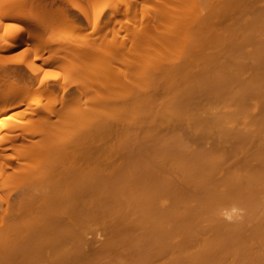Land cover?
<instances>
[{"label": "bare ground", "instance_id": "6f19581e", "mask_svg": "<svg viewBox=\"0 0 264 264\" xmlns=\"http://www.w3.org/2000/svg\"><path fill=\"white\" fill-rule=\"evenodd\" d=\"M68 1L0 0V264H264V0Z\"/></svg>", "mask_w": 264, "mask_h": 264}, {"label": "rangeland", "instance_id": "374dc122", "mask_svg": "<svg viewBox=\"0 0 264 264\" xmlns=\"http://www.w3.org/2000/svg\"><path fill=\"white\" fill-rule=\"evenodd\" d=\"M110 1L111 0H96V2H93V4L91 3V5H88L87 7H82V9H84V8H87L86 9V12L88 13L89 12V14L91 13V17L93 18V21H94V23L96 22V21H101L100 23H101V25L103 24V22L104 21H106L107 19H108V17H109V15L111 14V9H110V7H108L109 6V3H110ZM114 1V0H113ZM121 1H123V0H118V2H117V0H116V2H114V4L116 3V5L119 7V10H122L121 8H123V4H122V2ZM69 2V1H68ZM80 2H82L81 3V5L80 6H82L83 4H84V0L82 1V0H73V1H71V2H69L68 3V5H65L64 7H60V9H57L56 11H55V13H54V15L53 16H51V23L52 22H56V21H63V20H65L64 18H69V19H73L72 21L76 24V26L78 27V30L79 29H81V32H83V34H84V38L81 40V44H82V47L84 48V47H86V45L85 46H83L84 44H86L87 43V46H89L88 45V43L89 44H92L93 43V41H92V43H91V40L94 38L95 39V37L97 36V38H98V35H99V39H96V40H98V41H100V40H107L108 41V37H110L111 35H112V38L114 37L113 35H114V32H113V26H110L111 28H106V26H102V27H100V29H99V31H97L98 29H96V31H95V29H94V23H92V24H90V23H88V21L86 20V18L83 16H74L73 15V13L71 12V11H76V12H78L79 11V8H77L78 6H76V5H74V3H76V4H79ZM6 3H7V0L5 1V0H2V7H3V5L5 6L6 5ZM8 5H9V3H8ZM115 5V6H116ZM77 8H75V7ZM84 6H86V4H84ZM81 8V7H80ZM76 9V10H75ZM118 9V8H117ZM88 10V11H87ZM84 11H85V9H84ZM109 13V14H108ZM78 14H80V11L78 12ZM108 15V16H107ZM116 16L114 15V18H115ZM107 18V19H106ZM68 19V20H69ZM97 19V20H96ZM116 19H117V17H116ZM96 20V21H95ZM58 22V23H59ZM57 23V22H56ZM74 23H72V26H74L73 28H75L76 26H75V24ZM81 27V28H80ZM112 29V30H111ZM78 30H76V31H78ZM75 31V32H76ZM115 31V30H114ZM102 36H104V37H102ZM57 37V36H56ZM101 37L103 38V39H101ZM107 38V39H106ZM110 39H111V37H110ZM95 40V41H96ZM111 41V40H110ZM55 43H53V45H54ZM81 44L79 43V45H78V47L80 46L81 47ZM55 47H59V45H58V43L56 42V45H55ZM80 47L79 48H77V49H80ZM82 49V48H81ZM99 52H101V51H99ZM99 52H98V56H97V60H100L101 59V57H102V55L104 54L105 55V59H102L101 61L102 62H104V61H107L108 59H107V55L108 56H111V55H109V54H107L105 51H104V53L102 52L101 54V56H100V54H99ZM70 54H65V55H63L62 56V59L60 58V60H59V62L57 61V62H55L56 64H51L49 67H45V69H43L42 71H40V73H39V77L40 76H45V77H49L51 80H53L55 83H56V85L54 86V90H55V94H57V95H55V96H57V97H60V94H61V86H60V83L61 82H63L64 80H65V84L67 83V86H69V87H67L68 88V90H72L73 88H75L74 86H75V79H76V83H77V81H79V77L77 76V74H76V72H75V76H76V78H75V76H74V78H73V84L72 85H70L71 84V81L69 80L68 81V77L69 76H71V75H73V73L70 75V72H69V75H67L66 73H68L67 71H66V69L65 68H70L69 70L71 71V72H73L75 69L74 68H76L77 66L79 67V62H80V66H81V61H82V58L80 57V60L81 61H79L78 59L76 60V58L77 57H75V56H69ZM83 55H86V53H83ZM83 55H81V56H83ZM104 55H103V57H104ZM27 55H25L24 53H23V51H21V48H19V49H11V50H7V49H2V63H4V62H7V63H10V64H18V63H20V64H22L23 66H26V63L28 62V59H30L29 57L27 58L26 57ZM87 56V55H86ZM99 56H100V58H99ZM60 57H61V55H60ZM94 57V56H93ZM27 58V59H26ZM74 59L73 61H70L72 64H73V66H75V67H72V64L71 63H69V59ZM84 58H85V56H84ZM84 58H83V60H84ZM95 58V57H94ZM109 58V57H108ZM63 59H65V60H67V65L69 64V66L68 67H66V62H65V60L63 61ZM112 59V58H111ZM109 60H110V58H109ZM61 61H63V63L61 62ZM74 61H78V64L77 65H74ZM83 62V61H82ZM65 64V66H63V67H61L62 65H64ZM71 64V65H70ZM60 65V66H59ZM72 67V68H71ZM77 67V68H78ZM78 69H76V71H77ZM70 79H72V77L70 78ZM69 83V84H68Z\"/></svg>", "mask_w": 264, "mask_h": 264}]
</instances>
